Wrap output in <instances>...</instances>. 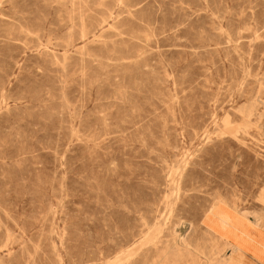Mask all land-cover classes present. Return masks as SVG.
<instances>
[{"label":"rangeland","instance_id":"obj_1","mask_svg":"<svg viewBox=\"0 0 264 264\" xmlns=\"http://www.w3.org/2000/svg\"><path fill=\"white\" fill-rule=\"evenodd\" d=\"M0 264H264V0H0Z\"/></svg>","mask_w":264,"mask_h":264},{"label":"bare ground","instance_id":"obj_2","mask_svg":"<svg viewBox=\"0 0 264 264\" xmlns=\"http://www.w3.org/2000/svg\"><path fill=\"white\" fill-rule=\"evenodd\" d=\"M216 216H217V215H216ZM239 217H240V216H239ZM227 222H228V221H227ZM237 223H238V222H237ZM223 225H224V224H223ZM220 227H221V226H220ZM225 228H226V227H225ZM226 229H227V228H226ZM240 229H241V228H240ZM180 230H181V229H180ZM180 230H178V231L180 232ZM179 232H178V233H179ZM209 234H210V233H209ZM192 248H193V246H192ZM207 259H208V258H207Z\"/></svg>","mask_w":264,"mask_h":264}]
</instances>
